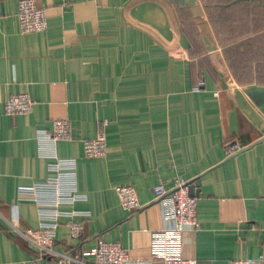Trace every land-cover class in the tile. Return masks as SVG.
<instances>
[{"label": "crops", "instance_id": "1", "mask_svg": "<svg viewBox=\"0 0 264 264\" xmlns=\"http://www.w3.org/2000/svg\"><path fill=\"white\" fill-rule=\"evenodd\" d=\"M44 31L21 33L17 0H0V264H55L20 237L54 228L52 250L79 254L97 239L117 242L124 264H150L152 233L167 224L166 200L153 186L176 178L196 190L198 228L183 255L196 264L264 259V0H35ZM204 86L193 91L198 81ZM26 93L30 112L8 115L4 102ZM71 124L59 157L76 158L81 201H62L82 224L41 220L17 188L48 176L37 129ZM105 135L106 151L83 157V141ZM237 142L232 156L224 144ZM142 207L123 209L117 185ZM87 264L91 256L83 257Z\"/></svg>", "mask_w": 264, "mask_h": 264}, {"label": "built area", "instance_id": "2", "mask_svg": "<svg viewBox=\"0 0 264 264\" xmlns=\"http://www.w3.org/2000/svg\"><path fill=\"white\" fill-rule=\"evenodd\" d=\"M17 21L21 33L44 31L47 26L44 8L37 7L35 0H17ZM204 86L200 80L193 87L197 92ZM33 101L26 93L9 95L4 102V112L8 115L26 114L30 112ZM264 133V126L262 127ZM36 152L39 158L47 160L48 176L41 182L17 188L19 195L34 198L40 208H53V211H39L38 218L56 222L66 217V225L72 238H79L82 224L71 218V210H61L58 205L62 201H81L85 195L77 190V160L72 157H59L56 153L58 141L71 140V124L67 119H55L50 130L37 129L34 134ZM237 142L228 141L224 144L225 155L232 156L242 150ZM106 151L105 135L99 130L95 137L83 141V157L97 159ZM156 199L166 200L170 204V212L164 214L167 224L152 233L150 244V264H196L192 258L183 255L184 235L186 231L198 228L197 197L191 193V185L183 178H176L171 187L162 183L153 186ZM120 206L127 211H137L142 207L132 185L124 184L114 187ZM12 229L31 246L46 254H53L55 264H87L83 257L94 258L92 264H124L127 252L117 242L97 239L89 250L79 254H65L52 250L56 231L54 228L24 229L18 228L17 222H9ZM228 264H264V259H231Z\"/></svg>", "mask_w": 264, "mask_h": 264}, {"label": "water", "instance_id": "3", "mask_svg": "<svg viewBox=\"0 0 264 264\" xmlns=\"http://www.w3.org/2000/svg\"><path fill=\"white\" fill-rule=\"evenodd\" d=\"M191 193L194 194V195H196V190H194V187L193 186L191 187Z\"/></svg>", "mask_w": 264, "mask_h": 264}, {"label": "trees", "instance_id": "4", "mask_svg": "<svg viewBox=\"0 0 264 264\" xmlns=\"http://www.w3.org/2000/svg\"><path fill=\"white\" fill-rule=\"evenodd\" d=\"M82 252L79 253V255L81 254Z\"/></svg>", "mask_w": 264, "mask_h": 264}]
</instances>
